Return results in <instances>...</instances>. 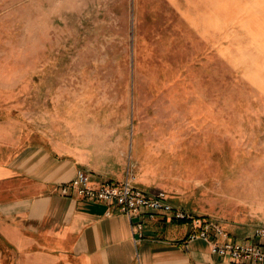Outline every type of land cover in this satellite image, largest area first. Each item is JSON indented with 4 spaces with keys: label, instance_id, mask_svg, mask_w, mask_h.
I'll return each instance as SVG.
<instances>
[{
    "label": "rangeland",
    "instance_id": "rangeland-1",
    "mask_svg": "<svg viewBox=\"0 0 264 264\" xmlns=\"http://www.w3.org/2000/svg\"><path fill=\"white\" fill-rule=\"evenodd\" d=\"M187 1L0 0V109L26 112L33 130L35 113L85 92L118 119L130 106L138 126L159 119L151 133L182 154L165 159L172 176L153 168L168 187L157 192L252 241L264 230V0Z\"/></svg>",
    "mask_w": 264,
    "mask_h": 264
},
{
    "label": "crops",
    "instance_id": "crops-1",
    "mask_svg": "<svg viewBox=\"0 0 264 264\" xmlns=\"http://www.w3.org/2000/svg\"><path fill=\"white\" fill-rule=\"evenodd\" d=\"M66 96L49 115L35 113L33 130L26 112L15 119L0 109V264H230L209 243L188 242L186 222L131 220L116 205L62 194L63 184L86 172L93 185L129 180L155 196L168 187L153 168L172 176L165 159L182 154L169 135L151 133L159 119L135 124V105L118 119L113 103L91 104L85 92ZM138 223L142 237L132 230Z\"/></svg>",
    "mask_w": 264,
    "mask_h": 264
},
{
    "label": "built area",
    "instance_id": "built-area-1",
    "mask_svg": "<svg viewBox=\"0 0 264 264\" xmlns=\"http://www.w3.org/2000/svg\"><path fill=\"white\" fill-rule=\"evenodd\" d=\"M61 192L63 195L73 194L90 201L116 205L131 220L139 216L143 220L163 216L170 221L186 222L191 226L187 241L202 240L209 243L212 254L223 261L229 259L230 264H264V230L258 231L252 241L233 240L220 225L191 216L172 205L163 191L151 196L129 180L120 183L106 182L96 186L91 183L88 173L80 172L74 180L61 186ZM143 229V223L132 227L134 235L140 237Z\"/></svg>",
    "mask_w": 264,
    "mask_h": 264
}]
</instances>
